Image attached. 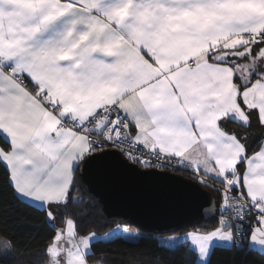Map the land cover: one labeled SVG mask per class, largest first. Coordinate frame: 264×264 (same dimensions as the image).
<instances>
[{"label":"snow or ice","instance_id":"obj_1","mask_svg":"<svg viewBox=\"0 0 264 264\" xmlns=\"http://www.w3.org/2000/svg\"><path fill=\"white\" fill-rule=\"evenodd\" d=\"M251 128L264 129V0H0V179L53 230L42 264H105L97 243L142 237L116 221L81 234L67 215L84 200L77 175L108 158L223 185L204 209L215 225L158 235L161 247L190 264L222 246L264 255V138ZM17 247L0 230L5 264Z\"/></svg>","mask_w":264,"mask_h":264},{"label":"trees","instance_id":"obj_2","mask_svg":"<svg viewBox=\"0 0 264 264\" xmlns=\"http://www.w3.org/2000/svg\"><path fill=\"white\" fill-rule=\"evenodd\" d=\"M229 126L232 128L240 127L236 123H232ZM246 131L252 133L249 137L250 142L258 144L264 138V129L251 128L246 129ZM3 144L4 140L0 137V145ZM175 171L182 173L188 178L195 179L191 171L179 168L175 169ZM0 177H2V173H0ZM208 179L209 185L204 186L214 192L220 203V193L216 189L220 188L222 184L218 180ZM77 184L79 191L75 194L83 196L84 200L82 203L71 204V210L67 215L69 218L76 219L78 224L82 225L77 227L78 232L85 234V229H92L97 232L106 231L107 229L102 227L105 221H116L132 228L135 227L127 219L108 217L104 213L98 198L86 188L80 174L77 175ZM90 204L92 205L91 207H89ZM96 205L99 206L97 207ZM4 209H7V211ZM80 209H87V211L78 213L76 210ZM59 223L63 224V218ZM215 223V218H211L200 221L195 225L179 228L174 233H183L185 230L200 225L210 227L215 225ZM0 230L14 235L18 245L14 251V256L10 257L6 264H42L46 259L41 253V249L53 230L45 222L44 213L38 211L37 207L30 206L28 202H21L13 196L11 189L7 188L2 179H0ZM140 231L142 237L134 242L117 239L110 243H97L93 248V252L96 255L91 257V259H98L101 254H105L108 257L105 264H190L187 259L186 249L178 247L173 251L166 247H161L160 242L154 237L162 233ZM0 264H5V262L0 259ZM212 264H264V255L259 250L249 253L222 246L216 248L212 256Z\"/></svg>","mask_w":264,"mask_h":264},{"label":"water","instance_id":"obj_3","mask_svg":"<svg viewBox=\"0 0 264 264\" xmlns=\"http://www.w3.org/2000/svg\"><path fill=\"white\" fill-rule=\"evenodd\" d=\"M80 176L108 217L127 219L143 231L172 233L215 218L204 209L219 204L212 190L198 186L195 179L180 172L164 169L161 173L144 176L118 166L115 158L94 163Z\"/></svg>","mask_w":264,"mask_h":264},{"label":"rangeland","instance_id":"obj_4","mask_svg":"<svg viewBox=\"0 0 264 264\" xmlns=\"http://www.w3.org/2000/svg\"><path fill=\"white\" fill-rule=\"evenodd\" d=\"M130 228V230H132V231H139L140 233H141V231L138 229V228H135V227H129ZM189 230H191V229H188V230H185V232L186 231H189ZM172 234H176V235H181V233H178V232H176V233H167V234H161V235H172Z\"/></svg>","mask_w":264,"mask_h":264},{"label":"built area","instance_id":"obj_5","mask_svg":"<svg viewBox=\"0 0 264 264\" xmlns=\"http://www.w3.org/2000/svg\"><path fill=\"white\" fill-rule=\"evenodd\" d=\"M166 170H170V169H166ZM172 171H175V169L174 170H172ZM188 171H190V170H188ZM223 185H221V187H222ZM220 203H221V201H220Z\"/></svg>","mask_w":264,"mask_h":264},{"label":"crops","instance_id":"obj_6","mask_svg":"<svg viewBox=\"0 0 264 264\" xmlns=\"http://www.w3.org/2000/svg\"><path fill=\"white\" fill-rule=\"evenodd\" d=\"M258 150V149H257ZM210 178V177H209ZM212 179V178H211ZM213 180H216V179H213ZM219 181V180H218ZM184 233V232H183ZM183 233H181V235L183 234Z\"/></svg>","mask_w":264,"mask_h":264}]
</instances>
